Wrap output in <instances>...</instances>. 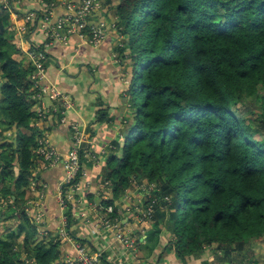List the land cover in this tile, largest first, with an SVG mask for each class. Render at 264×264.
Wrapping results in <instances>:
<instances>
[{"label":"trees","instance_id":"16d2710c","mask_svg":"<svg viewBox=\"0 0 264 264\" xmlns=\"http://www.w3.org/2000/svg\"><path fill=\"white\" fill-rule=\"evenodd\" d=\"M13 6L20 14L26 9ZM111 7L122 37L118 65L128 80L121 107L132 110L119 116L105 161L112 200L103 208L114 207L131 178L142 176L157 184L154 219L168 226L166 249L187 264L211 244L214 264H232L233 252L264 237V0H116ZM13 28L0 2V207L7 216L0 264H30L14 253L15 244L32 264H60L59 244L41 239L25 211L41 131L32 66ZM125 48L139 55L125 56ZM99 101L95 123L107 124L108 108ZM85 153L83 168L92 164ZM118 216L113 208L110 218Z\"/></svg>","mask_w":264,"mask_h":264},{"label":"crops","instance_id":"0c3cea01","mask_svg":"<svg viewBox=\"0 0 264 264\" xmlns=\"http://www.w3.org/2000/svg\"><path fill=\"white\" fill-rule=\"evenodd\" d=\"M40 1L24 0L22 5L29 11H40L43 9L39 4ZM65 9L64 6L58 7L55 10L53 19L64 14ZM95 20H98V18H94ZM19 22L24 23V21ZM14 26L15 33H17L15 23ZM34 33L36 38H32L31 35V42L41 45L46 41L43 30L37 29ZM27 37H29V34L25 35V38ZM114 38H116V33L109 26L106 39L98 46L88 43L86 39H81L78 35H72L68 43L55 42L49 51L51 58L46 65L47 83L58 87L62 93L68 95L73 106L67 109L64 116L60 118L51 117L48 122L39 123L38 126L36 125L37 120L35 123L37 129L48 133L53 146L62 157L68 155L74 147L73 124L81 127L83 125H93V128L96 129L94 145L91 147L96 161L91 160L92 164L84 168V173L76 189L75 202L72 206L74 218L72 217L71 224L66 225V230L72 238L88 244L92 250L102 251L105 264H183L174 252L166 249L165 245L170 238V233L166 227L159 225L158 230H156L155 225L151 223L152 220L151 222L146 220V222L140 223L136 212L146 210L151 201L150 194L146 191L141 190L137 193L132 185L131 188L123 190L119 199H116L113 205L119 215V224L124 233L132 232L138 237L135 255L130 254L125 246L116 239L115 230L111 232L104 231L99 221L103 210H94V207L103 208L102 201L112 200L111 189L107 190L106 188L109 184H105L103 178L105 175V161L107 155L114 151L113 139L120 128L118 118L125 113V111L120 110L125 109V105L121 107L123 104V96H121L123 94V87L121 86L123 79L117 73L115 64L111 60L113 58L111 52L116 47ZM27 62L29 63L28 60ZM93 67H97V69L93 70ZM75 76H79V78L86 76L83 78V89L80 83L77 82L78 80L74 78ZM99 98L108 108L111 117V121L107 124L95 123L96 109H99L97 103ZM42 102L47 107L54 104L53 100L44 96L38 100L37 105L32 110L37 112ZM113 115L115 116V122L113 121ZM13 131L15 132V130ZM5 136H7V133H5ZM36 161L37 188L38 192L43 194L41 202L45 220L39 224L32 221L36 213L33 207L29 205L31 201L36 199L32 192H30L31 198H27L25 211L31 223L36 225L38 236L41 239H45L47 242L53 240L59 244L60 264H65V258L74 256L76 252L74 245L62 235L65 223L62 221V213L57 203L58 186L65 178V170L61 162L44 169L38 158ZM83 211L86 212L84 217L81 216ZM214 260L212 254L208 251L201 258L189 259L187 264H206L208 261L209 264H214Z\"/></svg>","mask_w":264,"mask_h":264},{"label":"built area","instance_id":"2783aa9c","mask_svg":"<svg viewBox=\"0 0 264 264\" xmlns=\"http://www.w3.org/2000/svg\"><path fill=\"white\" fill-rule=\"evenodd\" d=\"M23 1L1 0L0 2L5 10L11 12L12 21L16 25V37L19 40L21 52L24 53L26 60L32 66V70L29 73V81L32 85L30 88L31 98L40 100L45 96L54 102L51 107H47L42 102L36 112L38 115L36 125L38 126L39 123L48 122L49 118L57 117L58 114L64 116L65 111L73 106L68 95L62 93L58 87L51 86L47 83L48 74L46 65L51 58L49 54L50 48L58 41L68 43L72 35H78L81 39H86L88 43L98 46V44L106 39L107 34L103 18L99 15L102 8V0H66V3H62V0L60 3H51L48 6L41 0L39 4L43 7L40 10V12H43V16L35 10L29 11L25 9L22 14L17 12L13 5L15 3L16 5L22 4ZM61 6L66 7L65 12H67L53 19L55 10ZM21 15H26L28 22L20 23L19 19ZM94 18H98V20L94 21ZM33 21L35 24H33ZM37 29L43 30L45 35L46 41L41 45H36L30 40L31 35ZM27 34H29V37L25 38ZM72 130L74 147L68 155L65 157L60 156L46 131L41 132L37 139L38 147L36 149V155L44 169H48L61 162L65 170V178L58 186L57 203L62 213V221L65 223V229H62V235L74 245L76 250L74 256H67L65 258V264H105L102 251L92 250L88 244L72 238L66 230V225H68L67 213L69 212L73 217L72 206L75 202L76 189L81 178L79 174L81 173L83 175L84 173L81 155L86 152L85 157H90V161L96 159L94 153L91 151L96 134V129L93 128V125H83L81 127L73 124ZM11 135V132L7 133V136ZM84 148L87 151L83 152ZM105 184H108V181H105ZM30 190L36 196V199L31 201L29 205L36 211L34 219H37L36 224H39L45 220V213L42 210L43 204L41 202L43 200V194L38 192L37 182L35 181L32 182ZM153 209L154 205L148 204L146 210L136 212L140 223L146 222V220L154 216ZM94 210H104L101 211L102 214L99 218L101 227L106 232L115 230L114 234L116 239L125 246L130 254L135 255L138 237L132 232L128 234L124 233L119 224V219L112 220L110 218V215L113 213V207H94ZM81 216H86V212L83 211Z\"/></svg>","mask_w":264,"mask_h":264},{"label":"rangeland","instance_id":"374dc122","mask_svg":"<svg viewBox=\"0 0 264 264\" xmlns=\"http://www.w3.org/2000/svg\"><path fill=\"white\" fill-rule=\"evenodd\" d=\"M18 2L20 1V0H17ZM66 0H63L62 1V3H66L65 2ZM116 0H102V8H101V12H99V15L100 16H102V18H103V23H104V25H105V30H106V34L108 35V33H109V25H110V27H111V29H115V27H114V25L116 26V17H114V14L112 13V7L111 6H113V3L115 2ZM98 15V16H99ZM20 21H24V22H28V19H27V17H26V15H21L20 16ZM32 22V21H31ZM11 37H14V36H16V34H15V29L13 28V29H11ZM36 35H35V33H33L32 34V38H36L35 37ZM107 37V36H106ZM122 40V37H121V34H118L117 36H116V38H114V42H115V44H116V42H120ZM114 44V45H115ZM113 52H111V57H113V58H111V60L113 61V63L116 65V69H117V73L120 75V77L123 79V82L122 83H124V85L126 84L127 85V83H128V80L125 78V73L122 71V69H121V72H120V66L118 65V63H120L121 62V60H120V58H119V54H118V51L116 50V47H115V49L114 50H112ZM94 69L93 70H96L97 69V67H93ZM75 70H77V69H75ZM2 75L0 74V77H1ZM86 77V76H85ZM85 77H80L79 78V76H75L74 78L76 79V80H78L77 82H79L80 83V85H81V88L83 89V87H84V79L83 78H85ZM79 78V79H78ZM125 85V86H126ZM78 92V91H77ZM79 93V92H78ZM89 100H90V98H89ZM99 102L100 101H98L97 103L99 104ZM103 102V101H102ZM101 103V102H100ZM99 106V105H98ZM104 107H105V109L107 108L106 107V105H104ZM96 111H98V109H96ZM95 111V112H96ZM94 161H96V159H94ZM133 180V177L131 178V181ZM145 182H146V184L147 185H149V186H152V187H150V189L148 190V191H146L148 194H150V199H151V201H150V204H153V205H155L154 206V209H153V215L155 214V211L157 210V204H158V199H157V197H156V195L153 193V191L154 190H156V188H157V184L156 183H151V182H149L146 178H144V177H139V180L136 182V184L135 185H133L134 187H138L139 185H141V184H145ZM143 191V190H142ZM139 192H141V191H139ZM143 192H145V191H143ZM146 193V194H147ZM28 197H30L31 198V195H30V193H28ZM158 209L159 210H163V207H158ZM0 216H1V218H0V230L2 231L3 230V228H2V226L4 227V219H6V215H3V210H2V207H0ZM37 220V219H36ZM34 218H32V221H33V223H37V221H36ZM151 220H152V222H151ZM148 221H150L151 223H154V224H156V223H159L158 225H161V226H164V227H166L167 225L166 224H163V223H160V222H157V220H156V218L154 219V216L153 217H151ZM168 227V226H167ZM260 241V240H259ZM255 242H257V241H255ZM18 243L20 244V245H22V242H20V241H18ZM256 247H260L261 245L260 244H256L255 245ZM13 251H14V253H16V252H19V259L20 260H24V261H26V262H28V261H30V264H32L33 263V261H31V259L28 257V256H22V254H25V253H23L22 251H21V249H20V247H19V245H17V244H15L14 245V247H13ZM214 259H217V258H214ZM217 264H218V261H217ZM219 264H222L221 262H219Z\"/></svg>","mask_w":264,"mask_h":264},{"label":"clouds","instance_id":"9594fccd","mask_svg":"<svg viewBox=\"0 0 264 264\" xmlns=\"http://www.w3.org/2000/svg\"><path fill=\"white\" fill-rule=\"evenodd\" d=\"M113 31L116 33V29H113ZM124 55L125 56H138L139 52H133L132 49L125 48ZM125 99L127 100V97ZM120 110L121 111H131L132 109H131V106H129L128 109L122 108ZM132 122L133 121H129L128 126H130ZM138 180H139V177L134 176L133 180L130 181V184L135 185ZM150 187L152 186L147 185L145 182V184H141L138 187H134V191H136L137 193H139V191L141 190L148 191ZM164 198L170 199L171 197L166 196ZM256 244H260L261 246L256 247L255 246ZM211 247H212L211 244L204 247L205 253H207V250ZM213 251H215V249H213ZM217 255H222V252L217 253ZM233 256L235 257V259H233L232 264H264V237H262L260 241L253 242V244L249 245L243 252H239V253L233 252ZM218 264H219V261H218ZM224 264H228V262L225 261Z\"/></svg>","mask_w":264,"mask_h":264},{"label":"water","instance_id":"95a60500","mask_svg":"<svg viewBox=\"0 0 264 264\" xmlns=\"http://www.w3.org/2000/svg\"><path fill=\"white\" fill-rule=\"evenodd\" d=\"M37 177H38V175H37Z\"/></svg>","mask_w":264,"mask_h":264}]
</instances>
